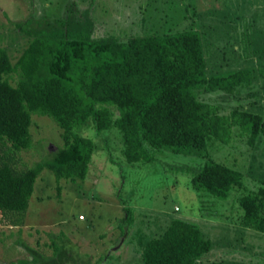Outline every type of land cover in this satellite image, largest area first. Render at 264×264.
Masks as SVG:
<instances>
[{
  "label": "trees",
  "instance_id": "obj_1",
  "mask_svg": "<svg viewBox=\"0 0 264 264\" xmlns=\"http://www.w3.org/2000/svg\"><path fill=\"white\" fill-rule=\"evenodd\" d=\"M213 11L225 13V9ZM89 13L76 20L66 11L59 20L38 27L34 22L23 30L30 38L15 61L6 47H0L2 217L16 214L12 223H22L44 169L65 184L85 181L96 144L80 129L91 126L99 132L117 128L128 163L148 160L151 152L161 149L195 153L201 158L191 177L195 188L225 198L232 187L243 185L241 171L204 152L208 146L221 151L234 134L246 137L253 149L264 139L263 25L262 29L254 27L259 25L255 18V23H245L241 32L248 41L232 46L238 58H228L225 47L211 55V44L204 41L200 29L120 39L102 34ZM222 24L215 31L220 37H224V19ZM216 55L245 64L225 69L211 66ZM242 90L252 92L248 96L253 98L248 102L251 107L238 105L228 113L206 96L217 91L235 95ZM34 116H48L56 122L63 146L26 165L20 161V152L34 147ZM252 167L258 174L251 175L255 185L239 199V218L246 228L264 233V171L261 163ZM79 215L85 216L78 212L79 221L87 219ZM50 238L51 255L20 242L31 259L11 264L75 262L72 248ZM141 245L138 264H211L207 255L212 242L200 223L189 219H170L163 231Z\"/></svg>",
  "mask_w": 264,
  "mask_h": 264
},
{
  "label": "rangeland",
  "instance_id": "obj_2",
  "mask_svg": "<svg viewBox=\"0 0 264 264\" xmlns=\"http://www.w3.org/2000/svg\"><path fill=\"white\" fill-rule=\"evenodd\" d=\"M263 8L264 0H0V47H6L15 61L30 38L23 30L31 24L38 27L59 20L66 11L78 20L89 11L105 36L127 39L200 29L204 41L211 44V55L225 47L228 58H238L232 46L247 43L241 31L252 18L259 24L252 23L254 27L264 29V15L258 17ZM214 9H225V13L216 15ZM222 19L224 37L215 32L223 25ZM26 20L31 22L27 25ZM18 22L23 24L19 27ZM225 55H216L211 66L225 69L245 64L223 59ZM251 93L217 91L206 96L228 113L238 105L251 107ZM80 131L96 144L85 181L65 184L44 169L22 223H12L16 214L5 218L0 214V264L31 259L20 242L51 255L50 237L73 249L75 262L66 264H138L141 243L158 235L174 217L200 223L212 242L207 255L211 264H264V233L246 228L239 218V199L255 185L251 175L258 171L252 166L261 163L264 171V139L256 149L248 146L246 137L236 134L221 151L208 146L204 153L209 158L243 174V185L219 198L192 185L191 177L201 159L195 153L161 149L151 152L148 160L128 163L117 128L99 132L91 126ZM31 133L34 147L20 152L21 163L32 165L41 155L63 146L58 125L48 116H34ZM78 212L87 219L79 221Z\"/></svg>",
  "mask_w": 264,
  "mask_h": 264
},
{
  "label": "built area",
  "instance_id": "obj_3",
  "mask_svg": "<svg viewBox=\"0 0 264 264\" xmlns=\"http://www.w3.org/2000/svg\"><path fill=\"white\" fill-rule=\"evenodd\" d=\"M79 218H80V219H84V216H82V215H79Z\"/></svg>",
  "mask_w": 264,
  "mask_h": 264
}]
</instances>
